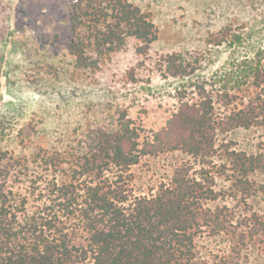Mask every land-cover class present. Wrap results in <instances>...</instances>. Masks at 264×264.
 Returning a JSON list of instances; mask_svg holds the SVG:
<instances>
[{"label": "trees", "instance_id": "1", "mask_svg": "<svg viewBox=\"0 0 264 264\" xmlns=\"http://www.w3.org/2000/svg\"><path fill=\"white\" fill-rule=\"evenodd\" d=\"M246 5L248 18L235 17L208 42L233 47L256 37L257 51L220 79L184 85L163 122L148 125L142 116L123 115L116 132L92 131L80 153L46 147L37 162L47 174L33 177H17L16 166L25 163H11L0 148V264H235L242 255L264 260V212L249 206L237 214L227 205H210L223 194L211 171L219 155L226 162L215 172L227 175L247 205L263 189L264 140L249 151L220 139L239 128L264 129V0ZM70 30L75 67L94 73L129 50L143 63L158 38L153 15L132 0H71ZM201 58L197 53L190 61L173 51L149 63L164 77L183 78L201 68ZM136 68L115 75L124 88L137 82ZM174 151L200 163L198 175L179 167L155 191L136 194L130 169L143 157ZM203 233L226 241L227 254L203 257L197 247Z\"/></svg>", "mask_w": 264, "mask_h": 264}, {"label": "rangeland", "instance_id": "2", "mask_svg": "<svg viewBox=\"0 0 264 264\" xmlns=\"http://www.w3.org/2000/svg\"><path fill=\"white\" fill-rule=\"evenodd\" d=\"M132 1L153 15L158 28L151 58L141 63L143 59L129 50L114 56L105 72L94 73L76 68L68 54L71 0H0V148L8 152L11 163H25L27 169L16 166L17 177L47 174L44 163L37 162L47 154L46 147L64 155L80 153L92 131L116 132L123 115L142 116L148 125L163 122L174 107V95L184 85L198 79H220L234 62L251 57L258 49L256 37L233 47L208 42L235 17L250 16L246 0ZM173 51L190 61L201 54V68L183 78L164 77L149 62ZM130 66H137L138 80L124 88L115 75ZM220 139L251 151L264 140V129L239 128ZM213 161L215 187L223 194L210 205H227L237 214L249 206L264 212V176H258L263 189L247 199V205L231 189L227 175L215 172L226 162L224 156ZM184 166L193 176L201 168L182 151L143 157L129 171L133 191H155ZM197 247L203 257L219 258L228 251L226 241L207 233L197 238ZM234 263L264 264V260L242 255L234 257Z\"/></svg>", "mask_w": 264, "mask_h": 264}]
</instances>
